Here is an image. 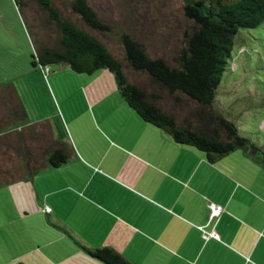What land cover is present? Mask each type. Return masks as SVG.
I'll list each match as a JSON object with an SVG mask.
<instances>
[{"label": "rangeland", "instance_id": "obj_1", "mask_svg": "<svg viewBox=\"0 0 264 264\" xmlns=\"http://www.w3.org/2000/svg\"><path fill=\"white\" fill-rule=\"evenodd\" d=\"M192 1L88 0L96 14L110 26L103 39L119 58L123 57L121 32L137 39L153 55H168L179 44L182 30L188 25L183 6ZM0 10L4 11L0 21V88L12 84L26 112L22 125L9 127L15 131H10L7 138L14 141L18 135L21 138L29 130L37 131L38 128L42 140L64 141L88 166L78 160L59 172L60 179L68 177V181L76 183L70 188L78 195H83V180H90L91 176L94 183L90 185L91 189L95 185L99 187L102 185V172H105H101L99 164L96 165L99 160L104 158L103 162L108 165L113 163L111 156L118 153V149L122 148L128 154L138 149L134 146L130 149L131 145L122 141L130 113L137 114L125 103L117 91L112 73L106 68L86 73L77 72L66 64L32 65L33 46L13 0H0ZM239 34L232 50L234 60L230 61L220 83L224 88L218 93L217 107L264 150V24L253 29H241ZM133 77L144 79L143 76ZM13 119L11 116L10 121ZM148 125L172 141L166 132ZM5 133V129H0V140H7ZM33 135V139L25 140V147L35 151L26 149L19 156L16 149L17 154L0 155V162L6 165V170L0 172V263L58 264L68 257L74 261L69 260L71 264H101L90 257L85 260L72 255L76 249L86 253L81 251V247H88L78 241V236L71 239V234L69 236V233L49 225L46 218L53 215L37 213V196L39 192L45 195L43 191L50 174L28 172L26 162L32 168L37 167V132ZM163 141L160 135L157 136V147H165ZM173 143L176 147L191 148L202 154L194 147ZM105 151L107 155L103 156ZM222 160L241 166L243 178L252 179L253 184H259L261 189L264 187V168L243 156L240 150H234ZM89 167L93 168L92 175ZM70 194L73 193L68 190L66 194L57 196L59 204L56 210L66 214L57 216L72 219L76 234H82L80 227L74 224L76 215H70L71 209L68 211L75 202ZM94 197L99 199L98 194ZM95 204L98 208L89 204L93 215L85 217L89 216V220L98 223L100 215H104L101 209L105 207L101 203ZM108 208L107 212L119 218V215H114L119 212L116 207L109 205ZM76 210L78 212V208ZM109 213L105 214L104 224L111 222ZM95 228L97 231L85 229L83 232L84 241L91 242L90 246H93L91 249L100 247L92 244L98 242V225Z\"/></svg>", "mask_w": 264, "mask_h": 264}, {"label": "crops", "instance_id": "obj_2", "mask_svg": "<svg viewBox=\"0 0 264 264\" xmlns=\"http://www.w3.org/2000/svg\"><path fill=\"white\" fill-rule=\"evenodd\" d=\"M3 16L4 11L0 10V21ZM13 87L11 84L0 88V129H5L6 138L15 129L9 127H19L26 119L21 98ZM130 114L122 141L130 144V149L133 146L138 149L133 154L118 149L111 156L113 163L108 165L104 158L99 160L96 165L99 164L101 172L105 171L101 175L102 185L91 189L92 176L83 180V195L71 190L70 186L76 183L68 181V177L60 179V173L78 160L88 166L86 162L73 149L66 162L48 165L43 156L50 154L47 150L54 139L42 140L37 128V174H50L45 195L39 192L37 196V213L53 215L46 218L49 225L71 234V239L78 236V241L88 248L93 246L84 241L83 232L97 231L95 225H98V242L92 244L112 247L134 264H264V187L261 189L252 179L243 178L241 166L224 160L208 162L194 149L176 147L167 135L150 128L138 115ZM159 135L165 147H157L155 139ZM13 152L19 156L25 152L20 135L14 141L0 140L1 156ZM0 165V172H4L6 165L4 162ZM89 168L92 175L93 168ZM68 190L74 194H70L71 199H75L68 211L71 209L70 215H76L74 224L82 234H76L72 219L57 216L66 215L56 210L57 196ZM95 203L105 207L98 223L85 217L93 215L89 204L96 208ZM210 204L220 206V211L212 214ZM109 205L116 207L119 212L114 215L119 218L107 212ZM106 213L111 222L104 224ZM72 255L87 260L77 249ZM69 260L72 259L66 257L58 264H71Z\"/></svg>", "mask_w": 264, "mask_h": 264}, {"label": "trees", "instance_id": "obj_3", "mask_svg": "<svg viewBox=\"0 0 264 264\" xmlns=\"http://www.w3.org/2000/svg\"><path fill=\"white\" fill-rule=\"evenodd\" d=\"M13 2L33 46L32 65L66 64L86 73L106 68L125 103L173 142L196 148L211 163L238 149L264 168V150L217 107L218 93L224 88L220 83L235 57V37L241 29L264 24V0L188 2L183 6L188 25L168 55H153L121 32L122 58L108 48L103 35L110 26L88 0ZM47 151L50 154L43 157L48 165L58 166L70 158L73 149L62 140H53ZM26 166L31 174L39 172L29 162ZM81 249L101 264H134L112 247Z\"/></svg>", "mask_w": 264, "mask_h": 264}, {"label": "flooded vegetation", "instance_id": "obj_4", "mask_svg": "<svg viewBox=\"0 0 264 264\" xmlns=\"http://www.w3.org/2000/svg\"><path fill=\"white\" fill-rule=\"evenodd\" d=\"M26 131H27V130H26ZM26 131H25V132H26ZM29 132H30V133H29ZM29 132H28L27 135L25 134V135L22 137V138H23V141H24V147H25V143H26L29 139H33V138H32V137H34L33 134H35L37 131H30V130H29ZM26 136H28V137H26ZM25 140H27V141L25 142ZM26 149H27L28 151L31 150V148H28V146L25 147V151H27ZM33 150H34V149H33Z\"/></svg>", "mask_w": 264, "mask_h": 264}, {"label": "built area", "instance_id": "obj_5", "mask_svg": "<svg viewBox=\"0 0 264 264\" xmlns=\"http://www.w3.org/2000/svg\"><path fill=\"white\" fill-rule=\"evenodd\" d=\"M210 206V208H211V212H212V214L213 213H218L219 211H220V206H218V205H213V204H210L209 205ZM204 236H207V233H204L203 234Z\"/></svg>", "mask_w": 264, "mask_h": 264}]
</instances>
